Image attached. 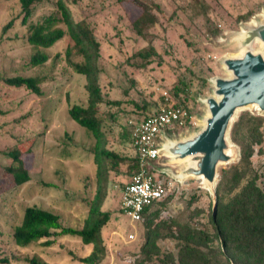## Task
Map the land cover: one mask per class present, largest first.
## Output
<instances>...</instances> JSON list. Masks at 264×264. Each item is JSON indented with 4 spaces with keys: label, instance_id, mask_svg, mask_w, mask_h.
<instances>
[{
    "label": "rangeland",
    "instance_id": "374dc122",
    "mask_svg": "<svg viewBox=\"0 0 264 264\" xmlns=\"http://www.w3.org/2000/svg\"><path fill=\"white\" fill-rule=\"evenodd\" d=\"M155 1L161 8L153 27L157 53L147 67L136 68L129 63L133 60L131 55L147 42L128 29L125 11L117 1L68 0L74 20H85L101 42L98 64L103 95L120 100L118 106L99 104L104 137L96 148L97 140L91 131L80 126L68 113L73 103H86L87 96L83 90L85 76L76 73L66 60L67 35L49 48H40L48 55L47 61L29 66L36 47L24 44L23 38L31 23L40 22L48 15H58L55 0L35 5L25 25L21 24L19 1L0 0V258L8 259L0 264H25L21 258L33 254L48 264H83L79 258L88 255L93 245L84 244L76 236L62 235L49 247L39 242L21 247L14 244L11 234L23 209L31 205L58 213L65 225L82 227L100 188L101 195L104 194L100 208L110 212V219L99 233L105 248L101 263L132 264L137 257L145 238L144 221L130 222L119 208L120 189L129 180V167L120 163L114 169L105 159L104 174L98 175L95 149L128 154L127 121L153 110L161 90H169L180 78L190 84L187 104L195 110L199 106L200 112L203 107L197 103V96L208 95L210 77L222 75L218 64L225 54L220 42L222 36L239 30L242 23L252 20L264 9V0H205L210 7L209 15L222 30L217 38H211L174 1ZM122 7L134 11L133 5L127 2ZM249 12L253 14L248 20L237 21L240 16L246 18ZM9 20L12 26L3 29ZM57 26L66 28L63 23ZM187 42L192 44L189 46ZM17 75L43 76L41 94L4 82V78ZM262 132V141L254 145L251 160L259 167L264 185V122ZM20 143H29L33 149V154L22 155L29 165L31 178L18 187H10V176L5 170L11 163L8 151ZM169 181L167 200L156 220L181 218L183 214L202 210L193 221L202 227L209 226L211 198L202 187L201 179L178 182L168 176ZM158 241L162 250L175 252L173 240Z\"/></svg>",
    "mask_w": 264,
    "mask_h": 264
},
{
    "label": "trees",
    "instance_id": "16d2710c",
    "mask_svg": "<svg viewBox=\"0 0 264 264\" xmlns=\"http://www.w3.org/2000/svg\"><path fill=\"white\" fill-rule=\"evenodd\" d=\"M18 1L22 12L21 24L25 25L33 13L34 6L44 0ZM116 1L125 11L128 29L147 42L131 55L133 60L129 63L136 68L147 67L157 53L153 44V27L158 22L157 11H161V8L155 0ZM171 1H174L204 34L217 38L222 33L209 15L210 7L205 0ZM125 2L133 5L134 11L124 10L122 6ZM55 3L58 15H48L40 22L31 23L23 38L24 44L36 47L30 57L29 66L34 67L47 61L48 55L40 48H49L67 35L69 42L65 49L66 60L76 73L85 76L83 90L87 96L86 103H73L68 113L80 126L91 131L97 140L98 148L104 137L98 106L101 103L118 106L120 100L105 98L99 84L100 40L85 20H74L68 0H55ZM252 14L253 12H249L246 18L240 16L237 21L248 20ZM12 23V20H9L3 29L11 27ZM59 23H63L66 28L58 27ZM187 43L189 46L192 44ZM74 57H80L81 60L74 61ZM43 81V76L17 75L4 78L8 86L26 88L36 95L41 94L40 84ZM189 87L190 84L180 78L167 91L176 105H182L190 114L196 115L200 107L195 110L187 104L191 95ZM193 100L196 103L194 98ZM157 104L158 101L155 106ZM151 111L134 121L146 117ZM263 122L262 115L249 109L240 111L233 121L229 137L239 149V158L219 169L215 187L216 211L213 215L211 210L208 216L209 226L202 227L193 221L195 215L200 214L202 210L183 214L181 218L158 221L156 219L160 207L165 204L167 196L153 201L141 213L145 238L132 264H264V185L261 184L262 173L259 172V167H255L251 160L254 145L262 141ZM127 124L130 142L132 125L129 120ZM170 132L167 133L171 134ZM95 151L94 162L98 175L104 174L105 159L111 162L114 169L120 163L128 165L129 180L126 183L138 169V159L132 153L124 155L106 148ZM23 153L33 154L31 144L20 143L8 151L11 163L5 170L10 176V187H18L31 178L29 165L22 158ZM157 172L158 179H168L167 174L158 170ZM103 191L106 194L105 186ZM103 195L101 188L98 189L80 228L65 225L62 217L49 209L35 205L26 206L20 221L13 226L11 237L14 244L26 247L39 242L42 246L49 247L62 235L76 236L84 244L93 245L90 253L80 257L79 261L83 264H102L101 258L105 248L99 233L110 219V212L100 208ZM159 239L173 240L175 252L162 250ZM7 261V257L0 258L1 263ZM20 261L25 264H48L36 254L23 256Z\"/></svg>",
    "mask_w": 264,
    "mask_h": 264
},
{
    "label": "water",
    "instance_id": "95a60500",
    "mask_svg": "<svg viewBox=\"0 0 264 264\" xmlns=\"http://www.w3.org/2000/svg\"><path fill=\"white\" fill-rule=\"evenodd\" d=\"M220 42L225 50L218 60L222 75L210 77L208 95L197 96L203 107L196 114L197 124L179 134L162 133L165 157L155 166L178 182L201 179L213 215L219 169L239 158L229 137L233 121L247 109L264 115V9L239 30L225 33Z\"/></svg>",
    "mask_w": 264,
    "mask_h": 264
},
{
    "label": "built area",
    "instance_id": "2783aa9c",
    "mask_svg": "<svg viewBox=\"0 0 264 264\" xmlns=\"http://www.w3.org/2000/svg\"><path fill=\"white\" fill-rule=\"evenodd\" d=\"M160 93L158 104L150 114L138 121L129 120L132 125L129 144L132 154L138 159V169L120 189L119 208L132 223L142 220L143 209L163 198L171 183L158 179L155 169L165 157L160 147L162 133H179L197 124L196 116L184 106L176 105L167 90Z\"/></svg>",
    "mask_w": 264,
    "mask_h": 264
},
{
    "label": "crops",
    "instance_id": "0c3cea01",
    "mask_svg": "<svg viewBox=\"0 0 264 264\" xmlns=\"http://www.w3.org/2000/svg\"><path fill=\"white\" fill-rule=\"evenodd\" d=\"M48 133H49V130L47 129V135H48ZM128 153H132L129 142H128Z\"/></svg>",
    "mask_w": 264,
    "mask_h": 264
}]
</instances>
